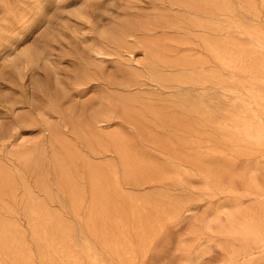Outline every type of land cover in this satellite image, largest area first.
Here are the masks:
<instances>
[{"label":"rangeland","instance_id":"1","mask_svg":"<svg viewBox=\"0 0 264 264\" xmlns=\"http://www.w3.org/2000/svg\"><path fill=\"white\" fill-rule=\"evenodd\" d=\"M0 264H264V0H0Z\"/></svg>","mask_w":264,"mask_h":264},{"label":"bare ground","instance_id":"2","mask_svg":"<svg viewBox=\"0 0 264 264\" xmlns=\"http://www.w3.org/2000/svg\"><path fill=\"white\" fill-rule=\"evenodd\" d=\"M124 32L127 33V29H124ZM59 160H60V159H59ZM93 173H94V172H93ZM93 173H92V174H93ZM91 180H93V179H91ZM92 182H93V181H92ZM92 182H91V183H92ZM92 185H93V184H92ZM97 199H98V197H97Z\"/></svg>","mask_w":264,"mask_h":264}]
</instances>
